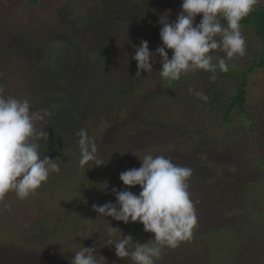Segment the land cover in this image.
I'll return each instance as SVG.
<instances>
[{
    "label": "rangeland",
    "instance_id": "1",
    "mask_svg": "<svg viewBox=\"0 0 264 264\" xmlns=\"http://www.w3.org/2000/svg\"><path fill=\"white\" fill-rule=\"evenodd\" d=\"M181 4L0 0V82L5 95L51 111L39 125L49 133L41 145L60 167L28 198L9 192L0 201V264H71L83 246L96 247L99 264H134L117 257L107 240L132 235L147 243L154 233L139 222L98 216L92 206L115 202L112 188L128 187L120 173L139 168L138 156L149 153L193 170L189 191L198 217L193 237L167 248L156 264H264V65L248 73L252 123L239 130L235 110L225 133L196 95L207 93L211 73L190 72L170 85L157 57L153 72L136 75L134 46L142 40L153 51L161 46L159 20L175 21ZM254 38L251 32L245 55L231 65L247 68L256 60ZM47 49L61 73L50 66ZM221 80L225 91L234 90L232 80ZM81 128L95 140L102 165L79 166Z\"/></svg>",
    "mask_w": 264,
    "mask_h": 264
},
{
    "label": "clouds",
    "instance_id": "2",
    "mask_svg": "<svg viewBox=\"0 0 264 264\" xmlns=\"http://www.w3.org/2000/svg\"><path fill=\"white\" fill-rule=\"evenodd\" d=\"M260 2L182 0L175 21L169 22L168 15L159 20L161 46L150 50L147 40L134 46L132 59L138 62L136 75L142 71L153 72L158 57L162 65L158 71L165 81H179L190 72L204 70L211 73L209 79L215 82L217 70L229 71L228 61L245 55L246 38L241 21ZM199 14L202 17L197 23ZM168 50H172L171 57ZM216 50L224 56L217 58L212 54ZM5 90V84L0 82V201L9 192L24 200L48 181L52 173L60 171L59 164L43 153L41 145V141L48 143L49 133L39 125L52 113L46 108L33 110L29 100L7 96ZM192 91L190 88L189 92ZM196 95L205 101L208 99L202 92ZM77 135L79 166L85 168L93 161L96 166L102 165L97 144L87 129L81 128ZM138 158L142 161L139 168L120 173V180L128 187L112 188L116 201L92 207L98 216L124 223L139 222L145 232L154 233V238L147 243L136 241L132 235H123L117 239L110 237L105 246H114L117 257H130L134 264H156L167 248H176L193 237L198 223L196 201L189 191L193 170L163 155L149 153ZM137 185L141 188L138 194L131 190ZM73 252L71 264H99L95 246H83Z\"/></svg>",
    "mask_w": 264,
    "mask_h": 264
},
{
    "label": "trees",
    "instance_id": "3",
    "mask_svg": "<svg viewBox=\"0 0 264 264\" xmlns=\"http://www.w3.org/2000/svg\"><path fill=\"white\" fill-rule=\"evenodd\" d=\"M32 1L35 3L38 2V0ZM222 23L226 22L222 21ZM241 27L243 34H247L245 35L246 45H248L249 43L248 35L252 32V34L255 36V38L253 39L252 49L256 54V60L251 61L250 64L247 65V68H242L237 65L233 66L230 64V61H228L229 71L220 72L219 70H217L215 82L211 81L208 78L209 87L207 89V93L205 94L208 99L206 101L202 99L204 108L213 117V119H215L216 121L221 120V122L223 123L224 126L222 131L224 133L229 130V123H231L232 116L235 110H237V113L240 114V118L236 123L239 130H241L242 127L250 126L253 121L248 107L246 106L248 91L247 86L249 85L248 73L252 71L254 65H264V2H260L254 6L253 11L241 21ZM248 29H251L250 32ZM57 42L58 44L64 43L62 39L58 40ZM58 46L60 47L61 44H59ZM52 52V49H47V57L50 61V66L54 67V69L61 73V68L57 65L58 57L56 58L57 55H53ZM212 54L217 58L224 56V53L220 52L219 50L214 51ZM98 62H100V59L98 60ZM240 65L243 66L244 64L240 62ZM210 75L211 74H209L208 76L210 77ZM221 79H223L224 82H230L232 80L234 83V90L229 91V93L225 91L226 89H223V81ZM179 81H168V84L176 85V83H179ZM209 132L210 129L208 128L205 133ZM215 137L221 138L220 136ZM190 264H199V261L192 259L190 261Z\"/></svg>",
    "mask_w": 264,
    "mask_h": 264
}]
</instances>
